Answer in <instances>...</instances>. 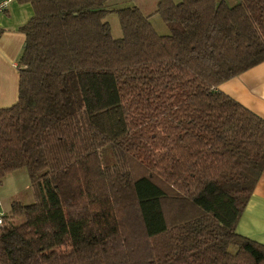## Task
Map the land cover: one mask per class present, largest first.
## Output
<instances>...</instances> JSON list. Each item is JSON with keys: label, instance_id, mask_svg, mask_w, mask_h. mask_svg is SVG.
Wrapping results in <instances>:
<instances>
[{"label": "trees", "instance_id": "trees-1", "mask_svg": "<svg viewBox=\"0 0 264 264\" xmlns=\"http://www.w3.org/2000/svg\"><path fill=\"white\" fill-rule=\"evenodd\" d=\"M20 1L0 179L25 168L34 201L0 213V264H264L236 231L264 118L218 89L264 61V0H158L167 34L114 0Z\"/></svg>", "mask_w": 264, "mask_h": 264}, {"label": "crops", "instance_id": "crops-1", "mask_svg": "<svg viewBox=\"0 0 264 264\" xmlns=\"http://www.w3.org/2000/svg\"><path fill=\"white\" fill-rule=\"evenodd\" d=\"M32 13L30 3L9 0L7 10L0 16V108L17 100V61L25 41L20 28ZM218 89L264 118V61L221 83ZM236 231L264 244V170L237 221Z\"/></svg>", "mask_w": 264, "mask_h": 264}, {"label": "rangeland", "instance_id": "rangeland-1", "mask_svg": "<svg viewBox=\"0 0 264 264\" xmlns=\"http://www.w3.org/2000/svg\"><path fill=\"white\" fill-rule=\"evenodd\" d=\"M116 1V0H114ZM158 0H117L112 2L114 8L124 6H137L145 15H149V21L158 34H167L169 32L162 18L155 13ZM178 2L179 0H173ZM227 4L232 6L237 0H226ZM110 3V2H109ZM110 25L113 37L121 36L119 19L116 13H108L104 18ZM34 201L33 192L28 173L25 168L9 172L0 179V213L8 214L11 205L14 202L28 204ZM22 217L14 218V223L22 221Z\"/></svg>", "mask_w": 264, "mask_h": 264}, {"label": "built area", "instance_id": "built-area-1", "mask_svg": "<svg viewBox=\"0 0 264 264\" xmlns=\"http://www.w3.org/2000/svg\"><path fill=\"white\" fill-rule=\"evenodd\" d=\"M9 0H0V16L5 13L7 10ZM1 217H0V223H1Z\"/></svg>", "mask_w": 264, "mask_h": 264}]
</instances>
